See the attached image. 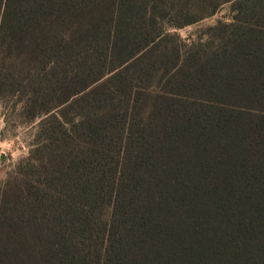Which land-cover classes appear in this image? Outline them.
I'll return each mask as SVG.
<instances>
[{"label": "trees", "instance_id": "obj_1", "mask_svg": "<svg viewBox=\"0 0 264 264\" xmlns=\"http://www.w3.org/2000/svg\"><path fill=\"white\" fill-rule=\"evenodd\" d=\"M0 103V264H264V0H0Z\"/></svg>", "mask_w": 264, "mask_h": 264}, {"label": "rangeland", "instance_id": "obj_2", "mask_svg": "<svg viewBox=\"0 0 264 264\" xmlns=\"http://www.w3.org/2000/svg\"><path fill=\"white\" fill-rule=\"evenodd\" d=\"M231 6L227 4L217 14L182 29L173 30L184 40L190 41L204 35L219 21L229 22ZM12 105V104H11ZM11 105L0 103V190L24 165L32 145L36 143V129Z\"/></svg>", "mask_w": 264, "mask_h": 264}]
</instances>
